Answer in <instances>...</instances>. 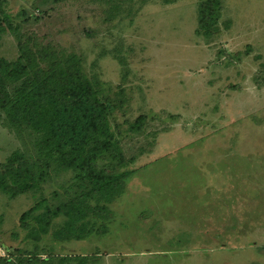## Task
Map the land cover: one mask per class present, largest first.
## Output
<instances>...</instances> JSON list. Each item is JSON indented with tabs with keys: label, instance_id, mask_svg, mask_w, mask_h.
I'll return each mask as SVG.
<instances>
[{
	"label": "rangeland",
	"instance_id": "obj_1",
	"mask_svg": "<svg viewBox=\"0 0 264 264\" xmlns=\"http://www.w3.org/2000/svg\"><path fill=\"white\" fill-rule=\"evenodd\" d=\"M200 0H6L27 38L75 52L129 99L116 113L130 176L101 232L27 238L20 215L62 192L0 193V257L15 264H264V0H220L221 31L196 32ZM116 15H112L111 12ZM229 22L225 27L224 22ZM18 55L6 33L0 56ZM140 114L139 132L129 130ZM30 137L0 124V161ZM29 144V145H28ZM57 200H53L56 202ZM62 218L58 219V222Z\"/></svg>",
	"mask_w": 264,
	"mask_h": 264
},
{
	"label": "trees",
	"instance_id": "obj_2",
	"mask_svg": "<svg viewBox=\"0 0 264 264\" xmlns=\"http://www.w3.org/2000/svg\"><path fill=\"white\" fill-rule=\"evenodd\" d=\"M118 1L112 0V10L121 8ZM197 12V33L209 39L221 31L220 0H200ZM6 33L17 39L18 55L0 56V124L30 137L32 152L17 148L0 161V193L37 196L51 177L70 171L61 193L41 194L20 215L27 238L40 241L52 231L55 240H79L106 230L110 204L136 171L129 167L134 158L125 156L116 119L129 101L124 88L114 90L89 74L79 54L27 38L0 0V41ZM146 117L129 122V130L139 132ZM0 264L15 263L0 257Z\"/></svg>",
	"mask_w": 264,
	"mask_h": 264
}]
</instances>
